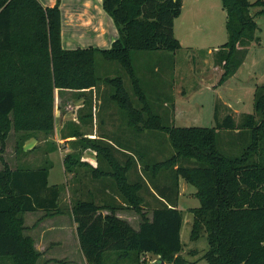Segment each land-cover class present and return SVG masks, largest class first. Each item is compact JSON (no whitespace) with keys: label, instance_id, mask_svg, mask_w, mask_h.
<instances>
[{"label":"trees","instance_id":"obj_1","mask_svg":"<svg viewBox=\"0 0 264 264\" xmlns=\"http://www.w3.org/2000/svg\"><path fill=\"white\" fill-rule=\"evenodd\" d=\"M222 4L228 41L215 53L223 69L219 84L237 73L248 47L260 42L255 18L264 15V0H222ZM103 7L119 31L112 47L67 50L62 45L59 3L46 7L39 0H0V264H38L42 254L26 234L25 215L43 212V220L65 213L63 185H49L51 161L12 169L4 160L11 131L28 134L26 139L36 133L54 134L56 91L82 92L101 84L111 86L110 99L126 113L135 134L164 132L174 153L155 161L147 149L134 148L130 140L87 139L74 130L72 137H83L99 164L109 168L93 169L92 178L122 201L117 205L116 196L103 198L101 204L94 198L79 199L72 206L87 263L147 264L142 258L155 255L159 264H189L182 256L185 214L178 208L184 180L196 188L195 198L200 201L189 212L193 215L190 239L196 242L205 236L207 241L202 258L208 264H264V86L256 89L254 113L245 115L240 124L227 115L215 128L165 126L145 96L133 55L182 48L174 26L183 0H103ZM252 8L260 10L252 15ZM99 56L121 65L134 95L122 78L97 75ZM221 131L237 132L242 143L248 141L241 156L230 157L221 149ZM116 153L127 160L122 163ZM137 157L142 172L132 181L129 175L138 167ZM64 165L67 173L89 167L74 153L66 155ZM143 191L158 202L152 218L144 211ZM124 206L141 216L139 229L117 216Z\"/></svg>","mask_w":264,"mask_h":264},{"label":"rangeland","instance_id":"obj_2","mask_svg":"<svg viewBox=\"0 0 264 264\" xmlns=\"http://www.w3.org/2000/svg\"><path fill=\"white\" fill-rule=\"evenodd\" d=\"M254 10L253 8L252 15H255ZM255 20L259 25L257 36L260 38V43H252L248 47L247 57L237 71V76L230 78L224 84H219L223 69L216 62V55L212 52L219 50L228 41L226 25L223 28L218 26L210 32L201 30L186 32L184 29V31L181 30L179 24L176 37H180L184 48L176 52L141 51L134 53V68L141 80L145 96L154 114L162 118L165 126L215 128L217 124L216 114H218V118L233 114L235 121L240 124L244 119L243 113L254 111L255 88L257 85H264V15L257 16ZM190 45L194 48H189ZM96 70L97 75L102 78L107 76L122 78L127 91L134 95L130 77L119 63L106 61L99 56L96 60ZM208 82L213 83L214 86L209 88ZM96 93L97 101H101V104L98 103L100 110L96 125L93 122L89 125L88 118H85V121L81 119V116H84L88 111L92 112L93 104L89 95L86 98L89 102L85 103V107L88 105V110L86 107L84 111H81L78 110L76 104L77 95L73 92L61 91L56 95V128L54 134L46 136L44 133H36L26 139L28 134L19 133L13 129L6 142L3 158L12 169L39 167L52 159L49 185H63L64 187L61 196V206L65 210L64 215L55 219H48L46 220L47 225L45 224L47 229H50L47 235V244H52L54 247L59 246V248L54 251L55 259L47 261L48 257L44 255L41 256L38 264H88L79 247L71 208L79 199L94 198L97 203L101 204L103 198L116 196H112V193L109 192L98 191V187L102 184L92 178L93 169H102L103 165H99L98 168L92 166L90 168L88 164L89 167L82 166L77 172H65L62 158L66 154L74 153L81 157L85 151L86 154L92 151L87 147V142L83 137L78 139L72 137L74 130H80L87 139L88 135H106L123 143L130 140L134 148L147 149L149 157L155 161L166 160L174 153L168 136L164 132L135 134V130L129 128L126 122V113L110 99L113 93L111 86L102 84L96 89ZM239 96L243 98L240 106L236 105ZM218 98L228 101L232 111H227L223 107L224 104L220 100V102L218 101ZM134 101L136 106H140L137 98L134 97ZM175 103L180 109L177 119H175ZM67 104L71 108H66ZM216 106L218 111H216ZM238 112L242 113L234 114ZM68 114L69 116L65 118V115ZM74 118L78 121L80 119L82 125L74 122ZM134 134L136 139H133ZM58 140L59 142H57ZM241 140L238 138L237 132L221 131L219 144L228 156L235 158L241 156L243 150L248 146V141L242 143ZM33 141L36 143L35 147L27 150L26 145ZM125 146L131 147L128 144ZM134 152L136 151L134 150ZM137 159L138 167L134 168L129 175L132 181H136L142 172V162L138 157ZM2 168L3 163L0 161V169ZM196 191L195 187L181 181L178 208L183 210L185 214L182 230L184 243L182 256L189 264H208L202 258L208 249L205 236L196 242L190 239L193 215L190 214L189 210L200 206V201L195 198ZM142 195L145 199L144 211L152 218L153 210L158 206V202L147 191H143ZM114 198L117 205L122 204L117 196ZM117 213L123 216V219L135 229H139L141 216L134 209L124 206ZM29 215L26 219L29 233L32 232V235L37 238L38 230L33 229L41 222L44 213ZM38 244L40 249L42 247L44 249L41 241ZM142 259L147 264H159V257L155 255H146Z\"/></svg>","mask_w":264,"mask_h":264},{"label":"crops","instance_id":"obj_3","mask_svg":"<svg viewBox=\"0 0 264 264\" xmlns=\"http://www.w3.org/2000/svg\"><path fill=\"white\" fill-rule=\"evenodd\" d=\"M39 1L46 7H53L57 3H59L61 12H62V45L64 49H67V50L88 49V48L110 49L113 43L119 37V31H118V28L113 18L104 10L103 0H39ZM249 1L255 2L257 0H249ZM254 9H255L254 10L255 14L260 10L258 8H254ZM226 22H227L226 12L223 8L222 0H183L182 13L180 17L176 19L175 21L174 32H175V36H177L176 31H177V27L179 24H180L181 30L184 29L186 32H196L200 30L205 31V32H210V31H214V29L217 28L218 26L223 28L224 25H226ZM177 39L180 41L182 48H184V44L179 36ZM259 43H256V44H259ZM189 48H194V47L190 45ZM217 51L218 50L213 51L212 54L216 53ZM144 60H147V59H144ZM235 76H237V73L233 77ZM213 86H214L213 83L208 82L209 88ZM261 86H264V85H261ZM258 87L260 86L257 85L255 88L254 99H255V92ZM65 92H73L77 95L76 104L78 106V110H81V111H84L86 107L88 110V105H86L85 107V103L89 102L86 100L87 95H89L90 100H92V104H93L92 112L88 111V113H86L84 116H81V119L82 121H85V118H88L89 125L92 122L94 125H96L97 119H98V111L100 110V106H98V103L101 104V101L100 102L97 101L96 88L83 90L82 92L70 91V90H66ZM59 93L60 91L57 90L56 95ZM219 100L224 104L223 107H225L227 111L229 112L232 111V108L230 107L228 101L218 98V101ZM236 101H237L236 105L240 106L242 104L243 98L239 96L238 100ZM175 106H176L175 107L176 108L175 119H177L180 109L177 107L176 103H175ZM65 107L69 108L70 106L69 104H67ZM218 110L219 109L216 106V111ZM239 113H242V112H238L234 114L237 115ZM253 113L254 111L252 113H243V114L245 116L247 114H253ZM229 115H231L234 118L233 114H229ZM68 116L69 114L65 115V118H67ZM225 117L226 116H224L223 118H218V114H216L217 122L222 121ZM74 122L82 125L80 123L81 122L80 119L78 121V119L74 118ZM126 122L128 125V118ZM103 136L108 137L106 135H93V136L88 135V138L97 139ZM57 142H59V140ZM35 145L36 143H34V141L30 142L26 145V149L27 150L32 149L33 147H35ZM86 153L87 152L85 151L84 154L81 155V161L88 163L90 165V168L91 166L94 168H98V166L101 164H99L98 162L96 153L92 151H89V154H86ZM116 156L122 163H124V161L127 160V157L123 155L122 153H116ZM65 157L62 158L63 161ZM49 160L53 161L52 159H49ZM103 170L105 171L109 170L106 164L103 165ZM181 181H184V180H181ZM102 187H105V188H102ZM98 191L109 192V189L108 187L106 188V185L102 184L98 187ZM40 213L42 214V212L27 213L25 215V226L27 227L26 219H27L28 214H30L29 216H31V215L40 214ZM117 216L123 219V216H121L119 213H117ZM58 217H61V216H57L54 218H46V219L41 220V222L37 225V227L33 229V230H38L37 238L35 237V235H32L33 234L32 232L29 233L30 231L28 230V227L26 230V234L31 236L35 240L37 250L41 254L44 253L42 256L45 255L48 257L47 261L51 259H55L54 251L57 248H59V246L54 247L52 246V244H47L48 243L47 235L50 229H47L45 224L47 223L46 220L55 219ZM75 228L77 230V225L75 226ZM39 241L43 243L44 249L43 247L42 249L39 248L40 246L38 244ZM79 247H80V243H79ZM49 264H52V263H49Z\"/></svg>","mask_w":264,"mask_h":264},{"label":"water","instance_id":"obj_4","mask_svg":"<svg viewBox=\"0 0 264 264\" xmlns=\"http://www.w3.org/2000/svg\"><path fill=\"white\" fill-rule=\"evenodd\" d=\"M161 264H163V263H161Z\"/></svg>","mask_w":264,"mask_h":264}]
</instances>
